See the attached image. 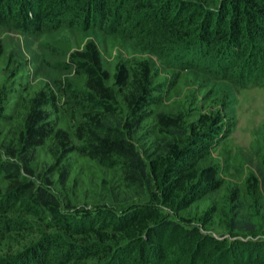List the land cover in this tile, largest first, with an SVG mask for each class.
Masks as SVG:
<instances>
[{"label": "trees", "instance_id": "1", "mask_svg": "<svg viewBox=\"0 0 264 264\" xmlns=\"http://www.w3.org/2000/svg\"><path fill=\"white\" fill-rule=\"evenodd\" d=\"M0 23L97 33L57 90L0 79V264H264V157L216 151L234 88L264 86V0H0Z\"/></svg>", "mask_w": 264, "mask_h": 264}, {"label": "rangeland", "instance_id": "2", "mask_svg": "<svg viewBox=\"0 0 264 264\" xmlns=\"http://www.w3.org/2000/svg\"><path fill=\"white\" fill-rule=\"evenodd\" d=\"M84 29L74 32L68 24L58 28L50 26L36 36L0 23V41L4 49L0 79L11 76L9 70L15 63L14 69L21 67L31 84L41 85L47 81L57 90L59 80L72 75L65 61L69 52L78 47L81 32L86 31L84 36L97 37L94 29ZM109 40L110 37L97 42L106 64L111 67L120 55L127 53L124 47ZM151 55L155 58L154 54ZM229 106L235 125L216 151L228 158L236 155L238 171L251 168L257 172L260 159L264 157V86L235 87Z\"/></svg>", "mask_w": 264, "mask_h": 264}]
</instances>
